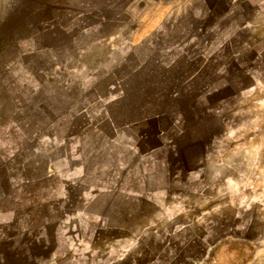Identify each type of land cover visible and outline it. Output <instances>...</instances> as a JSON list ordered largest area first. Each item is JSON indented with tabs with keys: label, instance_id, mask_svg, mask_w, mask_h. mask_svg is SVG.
<instances>
[{
	"label": "rangeland",
	"instance_id": "rangeland-1",
	"mask_svg": "<svg viewBox=\"0 0 264 264\" xmlns=\"http://www.w3.org/2000/svg\"><path fill=\"white\" fill-rule=\"evenodd\" d=\"M83 134L126 141L132 177L112 175L124 193L88 205L87 243L60 264H264L263 7L0 0L7 206L57 219L49 157Z\"/></svg>",
	"mask_w": 264,
	"mask_h": 264
},
{
	"label": "crops",
	"instance_id": "crops-1",
	"mask_svg": "<svg viewBox=\"0 0 264 264\" xmlns=\"http://www.w3.org/2000/svg\"><path fill=\"white\" fill-rule=\"evenodd\" d=\"M248 2L264 10V0ZM124 143L126 141H91L83 134L64 139L58 145L60 154L49 157L47 177L57 183L44 194L48 204L59 206L57 219L46 218V222L39 225L35 223L33 210L23 212L17 204L8 207L5 203L8 196L0 194V264L13 261L40 264V260L46 264H60L69 261L71 246L78 245L81 249L87 243L83 230L93 214L88 205L104 194L124 193V179L114 182L113 174L124 170L127 176L130 174L132 177V158L118 153L119 149L128 146ZM133 151L129 150L132 156ZM121 164H126V167ZM109 181L113 184H109L106 190L103 185ZM40 250L50 251L49 257H40Z\"/></svg>",
	"mask_w": 264,
	"mask_h": 264
},
{
	"label": "trees",
	"instance_id": "trees-1",
	"mask_svg": "<svg viewBox=\"0 0 264 264\" xmlns=\"http://www.w3.org/2000/svg\"><path fill=\"white\" fill-rule=\"evenodd\" d=\"M231 85V84H230ZM229 85V87L231 88V86ZM197 145V144H196Z\"/></svg>",
	"mask_w": 264,
	"mask_h": 264
}]
</instances>
